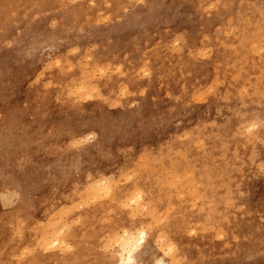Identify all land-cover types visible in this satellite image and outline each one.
Segmentation results:
<instances>
[{
	"label": "rangeland",
	"instance_id": "obj_1",
	"mask_svg": "<svg viewBox=\"0 0 264 264\" xmlns=\"http://www.w3.org/2000/svg\"><path fill=\"white\" fill-rule=\"evenodd\" d=\"M261 47L264 0H0V244L14 246L8 260L21 258L24 227L37 222L23 213L29 199L50 204L48 235L71 257L81 241L68 240L85 215L82 205L57 213L70 193L95 182L112 198L147 176L141 203L127 204L125 225L112 226L114 239L134 233V261L113 240L100 250L92 238L90 264H264ZM73 74L70 104L49 113L46 90ZM164 207L178 211L197 260L168 248ZM195 228L215 243H193ZM55 264L83 263L66 255Z\"/></svg>",
	"mask_w": 264,
	"mask_h": 264
},
{
	"label": "bare ground",
	"instance_id": "obj_2",
	"mask_svg": "<svg viewBox=\"0 0 264 264\" xmlns=\"http://www.w3.org/2000/svg\"><path fill=\"white\" fill-rule=\"evenodd\" d=\"M27 1H29V0H24V1L22 0V2H27ZM172 6L175 8L176 11L180 10L179 7H177L175 5H172ZM258 37H259V39H261L260 36H258ZM259 47H260V45H259ZM262 49H264V48H262ZM204 54H206V53H204ZM78 77H79L78 75L73 74L67 78H61L59 76H56L54 78V79H58V80H54L55 83H53V85L48 90H46V92L44 94L45 95V97H44L45 108L49 113H54L55 111H57L58 108L61 107V105L63 107V106L70 104L69 100L71 98V89L74 87L73 82ZM234 78L237 80L238 77L236 78L234 76ZM235 79H233V80L235 81ZM80 84H81V82H80ZM85 97H86V95H85ZM243 98H244V96H243ZM81 106H84L85 108L91 109L94 105L93 104H87L84 101V103ZM81 111H83V109H79L78 113H80ZM248 123H247V125H248ZM259 126H261V125H259ZM197 136H198V134H197ZM140 153L143 154L144 152L141 151ZM213 159H214V157H213ZM143 160H144V158H143ZM141 163H142V157L140 156V154H138V156H135L134 165H139ZM143 163H145V162H143ZM144 166H145V164H144ZM162 169H164V167ZM191 169H192V167H191ZM259 169H260V167H259ZM135 171L136 170H134V173H135ZM170 171H172V170H170ZM211 171H213V170H211ZM217 172L218 171H216V173ZM208 175H210V174H208ZM167 176H169L168 173H167ZM181 176H182V174H181ZM138 177H139V175H138ZM146 178H147V176H145V179H143V180L140 179V181L134 183L133 186L132 185L127 186L123 194H119L117 192L114 193V195H112V198H109V197H111L110 195H109V197H107V194L110 192L109 187L107 189L105 188L106 186L103 188V185L99 186L95 182L90 183V185L88 186L87 189H80L75 194L70 193L69 202L64 207L62 206L61 208L57 209V213L62 214L63 210L65 208L70 210L71 208L78 207L79 205H82V213L85 215V221H84L83 227L80 231L81 234L79 236H77V238H79L80 236L81 237L79 239L70 237V239L68 240L69 243H76L79 240L81 241L79 244L80 247H77L74 250V252L71 253V257H70V254H65L66 252H68V249L70 250V248L68 247L66 242H64V241H53L50 238V235H53V233L50 234L52 225L46 226V224L50 223V221L52 220V216H51V218L49 217L47 219V221H45V218L47 217L46 211H47L48 207L50 206V204H44L43 205L42 201H40L37 197H35L34 199L33 198L29 199V202L32 204L33 208L23 210V213L32 219H37V220H35L37 222H34L33 225H27L26 227H24L23 241L20 243L16 242V245L19 243L16 246V250H19L21 252V258L17 259L15 257H12V261L8 260V255L10 254V251H11V249L14 248V246L9 248L8 245L0 244V264H55V263H61V261L63 260V258L66 255H68L70 259L75 258V260L79 261L80 263H83V264L89 263L90 264V262L92 261V259H94L95 255H96V249L92 245V243H94V242H92V238H95L98 241V243L100 244L99 245L100 250H103L104 248H106L107 243L113 240V242L118 244V246L121 248L123 253H128V254H126V255H128L127 258H125V259H127V262H129V263L133 262L134 260H133L132 255H131V253H132L131 251L135 250L134 248L137 245V241L134 239V235H133L134 233L129 232V231H125V234L122 236V238L115 237V239H114L112 226L114 224H117L119 227H123L125 225V217L124 216L127 215V207L130 206V204H132L133 201L137 202V203L138 202L141 203L138 200L141 197L139 194H138L139 196H137V193H140V191L142 192L145 188H148L149 184L144 182L145 180L148 179V178L147 179ZM147 181H149V180H147ZM170 182H171V180H170ZM173 183L175 184L177 182L173 181ZM157 185H158V183H157ZM169 185H170V183H168V186ZM135 186H136V188H135ZM223 186H225V185L223 184ZM100 187H102V188H100ZM196 189H197V187H196ZM211 192H212V190H211ZM157 195H158V193H157ZM199 195H197V196H199ZM95 199L97 202L94 205L90 204V201L95 200ZM172 202H174V199L172 200ZM127 204H129V205L127 206ZM133 204H135V203H133ZM136 204H135V206H136ZM135 206H133V207H135ZM149 206L150 205H148V208L150 210ZM173 206L178 207L175 203H173ZM141 207L143 208V205ZM142 208H140V210ZM169 210H171V209H169ZM70 213H71V211H70ZM154 213L155 212H153V214ZM177 214H178V211H175V212L168 211V207L161 208V211L159 213V217L162 218L161 221L168 222L169 230H170L169 236L171 237V240L174 241V243L167 244V246L170 249V247H172L173 245L174 246L176 245L179 249L181 248L182 250H184L186 252L185 255H187V258L189 260L195 261L198 258V253H197L196 249L193 247L194 244H192L189 241H185L186 240V238H185L186 236H184L185 235V226L180 221H178L176 219ZM150 215H151V213H150ZM165 215H168V217L166 219H163ZM57 217H58V215H57ZM57 217L55 216L54 219ZM159 217H157V219H159ZM66 219H67V217H66ZM112 222H113V224L111 225ZM22 224H24V223H22ZM21 227H23V226H21ZM47 227H48L49 232H47V234H46V228ZM195 229H200V230L195 232V235L192 238L193 243L198 242L199 244H201L203 240H206L211 244L215 243L216 240L212 239L213 238L212 236H209V237H203L202 236V234H204V233L201 230V228H195ZM202 229L206 233H212V231L207 232L205 227H203ZM0 230H1V228H0ZM48 234H50V235H48ZM0 240H2L4 242V234L0 233ZM75 247H76V245H75ZM87 251H89V253ZM122 258L124 259V257H122ZM119 263L123 264L124 262L122 259H120Z\"/></svg>",
	"mask_w": 264,
	"mask_h": 264
}]
</instances>
